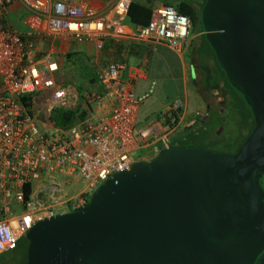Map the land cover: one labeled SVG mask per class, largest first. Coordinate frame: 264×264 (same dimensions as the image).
<instances>
[{
  "label": "water",
  "instance_id": "obj_1",
  "mask_svg": "<svg viewBox=\"0 0 264 264\" xmlns=\"http://www.w3.org/2000/svg\"><path fill=\"white\" fill-rule=\"evenodd\" d=\"M204 39L254 125L234 153L168 143L36 221L25 264H264V0H205Z\"/></svg>",
  "mask_w": 264,
  "mask_h": 264
},
{
  "label": "built area",
  "instance_id": "obj_2",
  "mask_svg": "<svg viewBox=\"0 0 264 264\" xmlns=\"http://www.w3.org/2000/svg\"><path fill=\"white\" fill-rule=\"evenodd\" d=\"M13 1L0 0V254L15 248L36 221L85 207L99 184L136 161L137 139L160 137L165 147L176 130L180 101L168 107L161 129L152 121L134 134L140 100L122 78L121 61L97 70L100 89L88 95L83 120L67 129L54 126L51 109L70 107L76 94L59 80L52 41L90 40L100 51L106 38L130 36L181 53L191 26L170 5L154 7L147 25L125 33L129 0L100 16L84 0H17L25 10L24 30H17L5 24ZM197 115L205 119L207 109ZM53 174L82 186L66 197Z\"/></svg>",
  "mask_w": 264,
  "mask_h": 264
},
{
  "label": "crops",
  "instance_id": "obj_3",
  "mask_svg": "<svg viewBox=\"0 0 264 264\" xmlns=\"http://www.w3.org/2000/svg\"><path fill=\"white\" fill-rule=\"evenodd\" d=\"M84 1L96 16H100L118 0ZM129 1L148 5L152 9L161 5L174 7L184 2L199 10L204 0ZM24 15L22 4L14 0L9 6L5 24L13 29L24 30L21 21ZM122 24L125 33H130L136 28L127 17ZM50 46L56 53L66 54V58H70L69 54H72L71 58L82 59L85 65L83 70L91 69L95 78L99 67L105 66L110 61H121L126 65L122 78L131 83L135 96L140 100L135 117L134 134L140 127L152 121L161 129L167 121L168 107L174 101H180L176 130L169 136V143L175 145L186 142L196 134L204 132L206 127L212 128L201 122L197 113L204 108L208 109V102H222L227 98L225 80L220 75L214 54L205 44L202 30L193 31L192 26L182 45L181 53H176L164 44H155L130 36L108 37L100 51L95 49L94 43L90 40L77 42L72 38L65 41L54 40ZM87 77L85 82H89ZM93 84L97 87L96 92H99L97 80ZM85 110L88 112L87 108ZM136 142L138 148H144L148 153L142 160H149L164 147L160 137L150 136L142 141L137 139ZM9 254L1 255L0 259L9 260L11 257ZM16 258L18 259L17 256Z\"/></svg>",
  "mask_w": 264,
  "mask_h": 264
},
{
  "label": "trees",
  "instance_id": "obj_4",
  "mask_svg": "<svg viewBox=\"0 0 264 264\" xmlns=\"http://www.w3.org/2000/svg\"><path fill=\"white\" fill-rule=\"evenodd\" d=\"M174 8L178 13L187 16L190 21V24H195L198 22L199 29H201L200 14H199L200 8L198 10L195 7L184 2L177 4L176 6H174ZM151 15H152V8L150 6L138 2H133V1L130 2L127 12V19L135 27L147 25L151 19ZM204 42L209 47L205 39ZM71 56L72 54H69V57ZM219 72L221 77L224 79V75L220 69ZM79 74L80 76L82 75L84 79L87 77V75H89V77L87 78L90 83L96 82V78L91 69L89 70L87 68V70H82L81 72H79ZM82 81L83 80L81 79V77H79L76 81L75 90L77 92L79 102L74 107H55L51 109L49 119L54 126L62 129H67L73 124L83 120L86 117L87 111L83 109L81 106L82 101H87V98H85L86 96L83 94L84 88ZM225 84L227 87V90H225L227 93V98L224 99L222 102H216V101H214L213 103L208 102L207 117L205 119H200V121L205 122V124L210 127L223 125V127H225V129L228 132V135L224 136V138L226 139H224L223 137L220 139L223 141H221L222 143L219 146H217L218 144L216 145L214 144L220 140H215V139L211 141L207 140L208 141L207 143L209 145L208 148L219 152L234 153L237 151L240 144L246 139V137L251 132L254 122L250 112L245 108L242 100L231 90V88L229 87L226 81ZM27 105H30V103L27 102ZM221 107H223L222 110ZM204 133L205 132L198 133L195 136H193L192 139ZM232 133L236 135L235 139L231 137L233 136ZM201 141L204 143L203 138H201ZM183 143L184 142H179L173 145L186 147L182 145ZM187 147H191V146H187ZM260 183L264 189V176L260 179ZM22 239L25 240L26 242L25 247H23L24 249L22 250L21 253L16 254V251L19 249V243ZM26 247H27V240L24 235L23 237L20 238L15 248L9 250L8 252L0 254L1 256L7 253L8 254L11 253L9 254L11 255V257H9V260L8 258L7 260L0 259V264H25ZM16 256L18 257V259L16 258Z\"/></svg>",
  "mask_w": 264,
  "mask_h": 264
},
{
  "label": "rangeland",
  "instance_id": "obj_5",
  "mask_svg": "<svg viewBox=\"0 0 264 264\" xmlns=\"http://www.w3.org/2000/svg\"><path fill=\"white\" fill-rule=\"evenodd\" d=\"M191 26H192L193 31H196L199 29L198 22L195 24H191ZM58 56L61 61V65H60L61 71L59 75V80L63 82L70 89L71 92H74L76 94V99L70 100V105H71L70 107H74L79 102L78 95L75 90V86H76V81L79 76V72H81L83 70V67L85 66L84 61L79 58H71V57L66 58V54L64 53L63 54L59 53ZM80 77L83 80L82 81L83 88H84L83 94L86 96L85 98H87L89 94L97 91V87L93 83L85 82V79L82 75ZM81 106L83 109H86L87 108L86 101H82ZM222 108L223 107H221V110ZM204 132H205L204 134H201L200 136H197L196 138H193V139L191 138L187 140L182 145L186 147L191 146V147L210 149L208 148L209 147L207 143L208 141H211L213 139L220 140L222 137L224 138V136L228 135V132L225 129V127H223V125L221 126L217 125L215 127L212 126V128L206 129V131ZM198 137L203 138L204 143L201 141V138H198ZM231 137L235 139L236 135L233 134V136ZM221 141L223 140L217 141L214 145L218 144L217 146H219L222 143ZM147 154L148 153L144 148H137L131 153V156L134 160H142L143 158L147 156ZM52 177L59 184L61 188V192L59 194L65 193L66 197L73 195L77 191V189H79L82 186V184L78 181L68 182L64 176L59 175V174H53ZM63 211L64 210H60V212H63ZM25 244H26L25 240L22 239L19 243V249L16 251V254L22 252V250L24 249L23 247H25Z\"/></svg>",
  "mask_w": 264,
  "mask_h": 264
}]
</instances>
